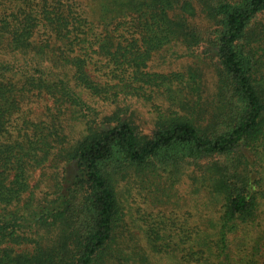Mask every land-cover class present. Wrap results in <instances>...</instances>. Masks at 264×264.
<instances>
[{"label":"trees","instance_id":"16d2710c","mask_svg":"<svg viewBox=\"0 0 264 264\" xmlns=\"http://www.w3.org/2000/svg\"><path fill=\"white\" fill-rule=\"evenodd\" d=\"M199 2L0 0V264H264V0ZM178 44L215 54L213 95L148 70ZM175 82L190 105L142 133L126 101ZM147 181L169 213L131 204Z\"/></svg>","mask_w":264,"mask_h":264},{"label":"rangeland","instance_id":"374dc122","mask_svg":"<svg viewBox=\"0 0 264 264\" xmlns=\"http://www.w3.org/2000/svg\"><path fill=\"white\" fill-rule=\"evenodd\" d=\"M80 1V0H77ZM83 2L90 4V9L96 7L97 3L96 0H81ZM119 2H125L128 3L131 0H118ZM142 1V0H139ZM183 2V0H182ZM193 3L196 5V7L199 9L201 7V4L199 0H193ZM178 10V9H177ZM200 10V9H199ZM197 11V15L194 18V23L197 25H200L202 28L206 29L205 31L208 34V29L214 28L209 27L212 25L213 21H210L203 12ZM171 14V11H170ZM264 19V15L262 17ZM209 27V28H208ZM207 40L209 39L206 37ZM179 46H173L170 48L169 51H162L160 53H155L153 59L149 62L148 70L150 71H159L163 73H169L173 71L177 72H184L186 79H188V70L193 69L197 71L198 73H202L204 75L205 79V86L207 90L213 95L215 86L213 83L214 74L217 71V57L215 58L214 53H210V55H205L204 48L199 47L197 48L196 52H192L191 50H187V48H184L185 45L178 44ZM216 65V66H215ZM205 89V94L207 97H210ZM213 92V93H212ZM193 95L191 93V90L189 87H183V83L179 86L178 83L175 82L174 85H171L167 88V90L163 88H158L155 93L154 100H144L140 99V102H137L135 99H129L127 100V104L129 105L132 103V107L130 108V112L133 111L136 118V123L140 127V131L144 134H151L153 129L156 126V119L160 113V111L168 112V109H178L183 111L182 109H186L190 105V101L192 100ZM47 102V100H42V102H36L28 105L27 111L30 115V117L34 120H39L41 118H44V105ZM212 101H207L205 104V107H207L208 104H211ZM125 105V104H124ZM39 171H37L34 175V181L38 178ZM165 182L161 181V185L158 186V184L152 183L151 181H147L144 183L143 188L142 187H136L133 189L134 194L131 193V204L139 208L141 212L144 214L148 212H152L154 209L155 215H158L156 211L161 210L162 213H169L170 208L168 207L172 206L174 204V200L179 199V195H174L173 191H170L171 195H173V202L169 205H166L164 202H160V196L159 194H163L162 191V185H164ZM140 186V184H139ZM140 191V193H139ZM182 197V200L184 197ZM166 199V198H165ZM185 207L189 208V204H184ZM176 211L180 213V207L175 206ZM154 216V214H153ZM133 217L138 219V223L143 224V220L140 218H143V214H140V212L137 213V215H133ZM132 219H130L128 222L130 223ZM140 238V237H139ZM141 241L140 243H142ZM144 243V242H143ZM159 264H167V260L164 261H158Z\"/></svg>","mask_w":264,"mask_h":264}]
</instances>
